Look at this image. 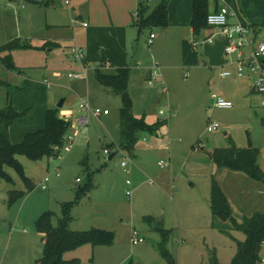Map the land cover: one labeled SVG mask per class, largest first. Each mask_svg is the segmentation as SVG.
I'll list each match as a JSON object with an SVG mask.
<instances>
[{
  "label": "rangeland",
  "instance_id": "1",
  "mask_svg": "<svg viewBox=\"0 0 264 264\" xmlns=\"http://www.w3.org/2000/svg\"><path fill=\"white\" fill-rule=\"evenodd\" d=\"M210 1L213 8L215 0ZM219 4L248 18L252 29L264 30V0ZM137 6L138 0H0V46L15 39L22 44L11 53L14 68L0 61V108L7 106L9 94L14 105L32 107V118L43 127L46 109L57 107L61 98L67 102L58 113L69 118L81 114L83 99L110 111L91 115L86 126H79L70 149L61 152L59 175L47 155L33 159L19 154L35 183L29 190L21 175L6 167L10 178L0 176V264H36L44 248L37 218L48 211L57 225L62 203L68 201H73L72 229L114 233L111 245L86 243L65 253V259L78 258L80 264H168L160 249L164 241L176 264H211L214 257L226 264L237 253V240H245L241 230L212 215L210 189L217 168L209 151L251 143L261 150L264 169V107L252 91L253 76L221 77L223 71L236 70L233 62L184 65L181 29L169 22L140 28L133 24ZM75 45L83 49L81 60L75 57ZM125 62L131 70L133 113L146 114L148 121L167 120L158 134L141 132L133 154L116 148L122 96L95 79L97 68L114 73ZM83 66L87 78L69 77L83 72ZM155 70L159 76L150 84L147 75ZM214 93L232 101V109L214 107ZM208 121L217 122L219 130L207 131ZM112 144L118 153L108 160L105 149ZM125 157L127 166L122 167ZM161 160L169 165L161 168ZM12 190L22 194L12 198ZM127 190L133 191L130 197ZM249 201L237 199L240 206L235 204L233 213L238 219L264 211V194L255 190ZM133 229L144 242L132 243ZM31 234L39 236L38 244ZM259 255L257 264H264V242Z\"/></svg>",
  "mask_w": 264,
  "mask_h": 264
},
{
  "label": "trees",
  "instance_id": "2",
  "mask_svg": "<svg viewBox=\"0 0 264 264\" xmlns=\"http://www.w3.org/2000/svg\"><path fill=\"white\" fill-rule=\"evenodd\" d=\"M170 0H161L153 10L140 1L135 16L141 27L146 25L168 24V7ZM210 0H193L192 17L190 24L194 36L201 35L209 28L207 16L211 11ZM18 39L8 41L0 46V61L3 65L14 68L12 51L21 47ZM201 51L193 46V42L184 39L182 41L183 63L186 66L199 65L201 63ZM130 67H118L116 72L110 73L97 68L95 79L109 87L113 92L120 94L123 99V106L120 110V144L118 149H125L133 154L135 144L141 132L158 134V131L167 123L166 119H158L153 123L147 122L146 114L138 117L133 113V102L129 93ZM0 83H4L0 80ZM8 104L0 108V176L10 178L6 167L17 171L24 179L29 190L35 187V183L26 175L23 164L17 156L27 154L33 159H39L43 155L49 156L54 152V146L62 145L64 137L71 127V121L59 116L58 107L48 108L45 115V127L36 131L27 132L20 142L13 143L10 138V126L15 119L25 116L31 108L18 111L8 94ZM264 123V121H263ZM112 145H107L110 154ZM117 151V150H116ZM209 155L217 168L227 167L236 171H243L254 180L264 182V169L261 167L260 149L251 143L247 147H239L234 143L227 147H214ZM79 185L80 192L83 187ZM22 194L19 190H12L11 197ZM210 201L212 215L215 219L229 221L235 230H241L245 234V240H237V253L230 263L226 264H257L260 260L259 251L264 242V211H255L251 216H244L238 219L232 210L229 199L219 182L213 177L210 189ZM73 201L62 203V216L58 219L57 225L52 222L50 212L42 213L36 220L37 231L41 235L44 248L42 255L36 259V264H79L78 258L65 259L67 251L75 249L80 245L89 243L92 246L111 245L114 242L113 231L92 227L86 230L72 229L70 227V210ZM159 229V228H158ZM165 242V241H164ZM163 244L160 245L162 253L167 258L168 264H176L174 258ZM132 264V263H130ZM211 264L220 263L216 257Z\"/></svg>",
  "mask_w": 264,
  "mask_h": 264
},
{
  "label": "built area",
  "instance_id": "3",
  "mask_svg": "<svg viewBox=\"0 0 264 264\" xmlns=\"http://www.w3.org/2000/svg\"><path fill=\"white\" fill-rule=\"evenodd\" d=\"M136 14V13H135ZM231 15L230 8L226 4L219 5L215 10L211 11L207 16L208 27L218 28L217 33H210L208 35H203L199 43L193 41V46L195 49L201 51V44L203 41L213 42L214 38L220 34H226L228 37V42L224 50L225 56L229 59V62H233L236 65V70L223 71L221 72V77H230L236 75L237 77L253 76V89L260 94L261 106L264 107V33L261 38L254 42L251 37L252 28L246 23H230L229 17ZM155 34L152 33L149 42H152ZM73 51L75 57L81 60L84 57L83 49L80 46H74ZM107 65V64H106ZM108 66V65H107ZM160 69V66H156ZM159 76L158 70L151 73L150 84H153V78ZM69 77L73 79L87 78L86 68L83 66V72H72L69 73ZM214 100L213 106L218 108H232L233 103L229 99H226L216 93L212 94ZM79 109L81 111L80 115L75 116L74 122L80 126L84 127L88 124L90 116H101L102 114H109V109H103L98 106L92 105L91 101L88 99L80 100ZM164 111L161 110L160 114ZM164 119V118H163ZM72 124V122H71ZM219 130V124L217 122L208 121L207 131L216 132ZM72 134H66L64 137V142L62 145L54 146V152L48 156L49 163H54V170L59 175L60 174V163L59 160L62 157V151H68L71 144L75 141L76 137L79 135L80 130L73 131ZM109 150L105 149V153L109 154ZM127 157L121 162L122 167L127 166ZM158 164L164 168L169 165L168 162L163 160L159 161ZM80 181V179H78ZM153 183L152 180H150ZM128 185L131 184L130 180H127ZM132 190H127L126 194L130 197L132 195ZM131 240L133 244H138L144 242L145 238L138 232V230L133 229Z\"/></svg>",
  "mask_w": 264,
  "mask_h": 264
},
{
  "label": "crops",
  "instance_id": "4",
  "mask_svg": "<svg viewBox=\"0 0 264 264\" xmlns=\"http://www.w3.org/2000/svg\"><path fill=\"white\" fill-rule=\"evenodd\" d=\"M140 1H143L149 7V11H151V10H153L155 8V7L153 8V4L154 3H152V2L155 1V4L158 5L161 0H138V5H139ZM192 4H193V0H170L169 1V7H168V10H169V12H168V22H169V24L168 25L173 24L176 27H179L181 29L182 41L184 39H187V40L193 42L194 38H195L194 33H193V28H192V26L190 24L191 17H192ZM219 5H222V4H219V0H215V4H214L213 8H211V11L215 10ZM137 8H138V6H137ZM230 11H231V9H230ZM229 21H230V23H238L239 22V23L252 24L251 21L248 18L245 19V18H243L241 16L239 17L237 14L233 13L232 11H231V15L229 17ZM83 24L87 25V22L84 21ZM252 30H253V32H252L251 37L254 39V42L257 43V41L261 38L262 34L264 33V30L262 32H260V30H257L256 27L253 28ZM218 31H219L218 28L209 27V28L204 30L203 34L204 35H208V34L214 33V32L217 33ZM201 58H203V55H201ZM182 60H183V56H182ZM106 64L109 66L110 65V61H107ZM126 66H129V65H128V63L125 62V63L119 65L118 67H126ZM105 72H110V71H105ZM110 73H112V72H110ZM151 73L152 72H149V74L147 75L148 79L150 78ZM252 91L257 93L253 89V85H252ZM258 95H260V94L258 93ZM66 102H67V99L65 98L64 105L66 104ZM13 105H14V102H13ZM260 106H261V104H260ZM14 107L18 111L25 110L26 108H31L32 109V107L24 108V107L18 106L16 104L14 105ZM261 107H263V106H261ZM47 109H46V111H47ZM221 109H232V108H221ZM46 111H45V115H46ZM106 115H108V114H106ZM59 116L64 118V119H66V120H70L72 122L71 127H70V129L72 131L79 130L78 129L79 126L74 122V118H75V116H77L76 113H73L72 118L66 117V113L59 114ZM146 119H147V117H146ZM158 119H161V118L158 117L156 120H158ZM156 120H154V121H148L147 120V122L153 123ZM263 121H264V119H263ZM44 127H45V125H44ZM44 127H43L42 121L41 120H36L35 121L32 118V112L29 111L25 116H22V117H19V118L15 119V121L11 124V126H10V138H11V141L13 143L20 142L27 132L36 131V130L42 129ZM226 135H228V132L226 133ZM100 141H101V139H100ZM261 158L262 157H261V150H260L259 162H260V165L262 167V159ZM244 174H246V173L243 172V171H236V170H232V169L227 168V167L217 168V177L215 179L219 182V184L221 185L222 189L226 193V195H227V197L229 199L230 205L232 207L233 212H235L234 208H235L236 205L240 206V205H238V202H237L238 198H240L243 202L244 201L248 202L250 199L255 197V190L259 194H264V182L263 181H259V180H254V179H252L250 176H248L246 174L250 178V179H248V178H246V176H244ZM241 178H243V180H245V181H241L242 180ZM237 181H239V182H237ZM255 181L259 182V183H255ZM79 182H81V181H79ZM38 239H39L38 235L34 236V234H31V240L32 241L37 242V241H39ZM41 241H42V238L40 240V243L42 244L43 241L42 242ZM37 244H38V242H37ZM36 258H38V257H36Z\"/></svg>",
  "mask_w": 264,
  "mask_h": 264
},
{
  "label": "water",
  "instance_id": "5",
  "mask_svg": "<svg viewBox=\"0 0 264 264\" xmlns=\"http://www.w3.org/2000/svg\"><path fill=\"white\" fill-rule=\"evenodd\" d=\"M203 33L199 36L194 38L195 43H199L203 37ZM228 42V37L226 34H220L219 36L215 37L213 42L203 41L201 44V53L203 58L201 62L204 65L210 66H220L224 65L225 63L229 62V59L225 56L224 50ZM65 98H61L57 104L58 108L64 106ZM227 132L224 131V134ZM118 153L117 151L112 152L108 155L107 159L111 160L113 157Z\"/></svg>",
  "mask_w": 264,
  "mask_h": 264
}]
</instances>
